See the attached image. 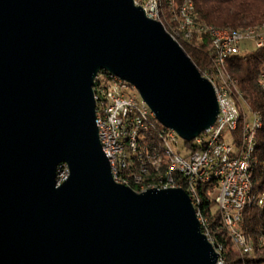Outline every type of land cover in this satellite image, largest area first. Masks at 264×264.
Here are the masks:
<instances>
[{
	"label": "water",
	"instance_id": "95a60500",
	"mask_svg": "<svg viewBox=\"0 0 264 264\" xmlns=\"http://www.w3.org/2000/svg\"><path fill=\"white\" fill-rule=\"evenodd\" d=\"M100 71L187 142L219 115L211 81L134 0H0V264H218L183 188L114 179Z\"/></svg>",
	"mask_w": 264,
	"mask_h": 264
},
{
	"label": "built area",
	"instance_id": "2783aa9c",
	"mask_svg": "<svg viewBox=\"0 0 264 264\" xmlns=\"http://www.w3.org/2000/svg\"><path fill=\"white\" fill-rule=\"evenodd\" d=\"M134 1L143 7L149 18H153L150 0ZM203 31L205 36L209 37L210 47H217L228 61L232 56L249 49L247 43L251 40L255 42L256 47H264V36L252 37L250 35L247 38H235ZM190 37L191 41L195 42L192 34ZM202 75L208 79L205 72ZM237 82L239 79H233V82H230L235 93H237ZM259 86L264 87V75H260ZM136 91L138 90L135 87L127 86L126 80L108 71H100L95 77L96 123L102 147L109 158L115 180H120L115 176V164L118 158L123 157L122 141L124 138H131L132 146L135 139H144L142 151L144 169H150L154 156L149 142L143 137V127L136 117L135 105L130 102V95L136 94ZM238 96L242 101L243 97ZM218 104V122L209 128V131L202 132L192 140L195 149L186 145L184 139L176 131L163 127L171 137L173 148L170 179L166 188L185 187L193 203V184L205 186V177L216 175L214 185L207 186H209L208 190L214 207L219 213L218 229L222 237L231 238L234 250L240 256L245 257L250 256V250L243 238L244 218L241 216V203L247 195V173L255 174V166H250V145L255 140L259 117H257V109L251 108L250 116H244L243 130L239 131L238 136H231L229 135L230 110L224 100H218ZM150 111L158 121L151 108ZM180 140L183 141V145L180 144ZM64 170L67 171L68 176V167L64 166ZM256 175L257 181H262V174ZM67 176L58 180L62 183ZM262 202H264V195L260 209ZM220 264H227V262L220 259Z\"/></svg>",
	"mask_w": 264,
	"mask_h": 264
},
{
	"label": "bare ground",
	"instance_id": "6f19581e",
	"mask_svg": "<svg viewBox=\"0 0 264 264\" xmlns=\"http://www.w3.org/2000/svg\"><path fill=\"white\" fill-rule=\"evenodd\" d=\"M170 15L166 13V8L163 4V0H150V8H152L153 18L162 22L166 30L178 41V42H192V39L198 38L202 40L205 37L204 31L211 32V34H221L226 37H235V38H247L250 35L252 37L264 36V22L255 26L246 27L241 30H230L226 28H218L213 25L205 24L199 21L198 14L195 9L193 0H183L179 5L169 1ZM168 27V28H167ZM181 44V43H180ZM212 61L213 66L212 70H205V75L211 81L214 86L217 100H224L225 105L228 107L229 111V135L238 136L239 131L243 130V121L244 116H250L251 108L250 101H248L244 93L239 89V83L236 84V92L233 89V86H230V82H233V76L225 73L224 69L227 64V58L224 53H221L217 47H211ZM261 75H264V70ZM116 76V75H115ZM128 87H135L133 84L127 81ZM136 88V87H135ZM264 92V87H261ZM136 90H138L136 88ZM139 91H136V94L130 95V102L135 105V114L138 118V122L143 127V132L155 128L156 118L153 117L152 112L150 111V106L146 101L138 94ZM241 95L242 101L239 100ZM257 117H259L258 124L255 130V140L250 145V166H255V174L258 167H262L264 170V152L259 148V141L257 134L264 129V114L257 110ZM159 122V121H158ZM218 122V117L215 124ZM164 126V125H163ZM214 126V125H213ZM212 126V127H213ZM165 127V126H164ZM157 130V129H155ZM206 131H209L206 130ZM144 134V133H143ZM163 151L165 156L168 158L167 167L165 170H162V158L154 155L152 167L154 169V174L152 177H149L151 174L150 169H144L142 161V153L138 151L139 141L141 139H135L134 145L132 146L131 138H124L122 141L123 157L118 158L115 164V176L120 180H116L118 183L134 187L138 192L145 191L150 188H166L170 179V167L173 161V148L171 145V137L168 131L165 129L163 131ZM185 141V140H184ZM192 142V141H188ZM138 155V164H139V173H132V176H123L121 174L122 170H130L133 166L132 155ZM109 159V158H108ZM63 165L60 168L58 176ZM164 167V165H163ZM135 169V168H134ZM255 174L247 173V195H245L244 200L241 203V216L244 218V229H243V238L247 243V247L250 250V255L255 252L264 255V225L263 227L258 228L259 232L256 234V237H252L247 234L245 230V215L248 208L255 206L256 208L260 207L262 196L264 195V186L263 193L260 194L255 190ZM131 175V174H130ZM60 179V178H58ZM216 182V175H208L205 177V185H214ZM58 184H61L58 180ZM200 184H193L192 186V196L193 203L197 211V215L201 224V228L204 233L214 245L216 250H218L219 257L222 261H226L224 255V244L217 240V237L212 234L209 228V224L205 219L201 217L200 207H201V195L199 194ZM183 188L187 193L188 190L185 187ZM189 194V193H188ZM190 196V195H189ZM191 198V196H190ZM264 210V202H262V207ZM248 216V215H247ZM258 221V220H257ZM256 222V221H255ZM253 235V234H252ZM230 240L231 238L228 237ZM252 257L254 255H251ZM256 257V256H255ZM254 257V258H255ZM220 259H218V264H220ZM251 259V258H250ZM253 259V258H252ZM263 263V262H262ZM228 264V263H227ZM256 264V263H255Z\"/></svg>",
	"mask_w": 264,
	"mask_h": 264
},
{
	"label": "trees",
	"instance_id": "16d2710c",
	"mask_svg": "<svg viewBox=\"0 0 264 264\" xmlns=\"http://www.w3.org/2000/svg\"><path fill=\"white\" fill-rule=\"evenodd\" d=\"M169 1L170 0H163V4L166 8V13L170 15V11H168ZM182 1L183 0H173L177 5ZM193 2L199 21L218 28L241 30L264 22V0H193ZM194 40L195 42L179 43H181L183 49L191 57L201 73L205 70H212L213 61H211L212 54L209 37L205 36L202 40H199L198 38H195ZM263 70L264 47H256L253 50L245 49L242 53L232 56L229 61H227L224 69L225 73L230 74L235 79H239V89L244 93L245 98L250 101L252 107L264 114V92L259 86V79ZM163 127L164 126L158 121H155V128L143 132V137L149 142L153 154L162 158V170L164 171L165 167H167L168 158L165 156L162 147V133L165 130ZM257 137L259 148L264 152V129L257 134ZM184 143L195 149L192 142L184 141ZM143 147L144 139H141L138 145L139 153H142ZM138 159V155L133 154V166L130 170H122L121 174L123 176L125 175V177H129L132 176L133 172L139 173ZM150 172L151 174H154L152 166L150 167ZM153 174L149 177H152ZM256 174H262V181H257ZM256 174L255 190L262 194L264 186V170L262 167L257 168ZM176 177L179 176L176 175ZM208 189L209 186L207 185L200 186L198 189L199 194L201 195L200 214L209 224L212 234L217 237L218 241L224 244L226 262L228 264H264V255L262 258V256L259 257L261 254L255 252L254 254H251L254 255L253 257L251 255L242 257L234 250L231 240L228 237H222L220 229H218L219 213L214 207V202L211 199ZM245 220V230L247 234L256 237L255 235L259 232L258 228L261 229L264 225V210L262 208L260 209V207L256 208L255 206L248 208Z\"/></svg>",
	"mask_w": 264,
	"mask_h": 264
},
{
	"label": "rangeland",
	"instance_id": "374dc122",
	"mask_svg": "<svg viewBox=\"0 0 264 264\" xmlns=\"http://www.w3.org/2000/svg\"><path fill=\"white\" fill-rule=\"evenodd\" d=\"M249 27H250V26H249ZM167 28H168V27H167ZM167 31H168V30H167ZM168 32H169V31H168ZM247 46H248L249 50H253V49L256 48V44H255V42H254L253 40L249 41V42L247 43ZM138 94H139V93H138ZM139 97H140V95H139ZM140 98H141V97H140ZM180 144L183 145V141H182V140H180ZM66 176H67V171L64 170V168H62V170H61V172H60V176H58V178H60V179H64Z\"/></svg>",
	"mask_w": 264,
	"mask_h": 264
}]
</instances>
